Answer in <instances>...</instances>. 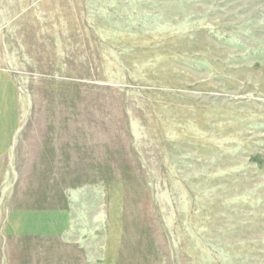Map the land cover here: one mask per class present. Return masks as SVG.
<instances>
[{"label": "rangeland", "instance_id": "obj_1", "mask_svg": "<svg viewBox=\"0 0 264 264\" xmlns=\"http://www.w3.org/2000/svg\"><path fill=\"white\" fill-rule=\"evenodd\" d=\"M0 264H264V0H0Z\"/></svg>", "mask_w": 264, "mask_h": 264}, {"label": "crops", "instance_id": "obj_2", "mask_svg": "<svg viewBox=\"0 0 264 264\" xmlns=\"http://www.w3.org/2000/svg\"><path fill=\"white\" fill-rule=\"evenodd\" d=\"M119 234L117 233V231L115 233H111L110 235V238L111 240L109 241V244H108V247L111 248V249H116L117 246H118V242H119ZM112 252V250H111ZM108 259L109 258V255H108Z\"/></svg>", "mask_w": 264, "mask_h": 264}]
</instances>
